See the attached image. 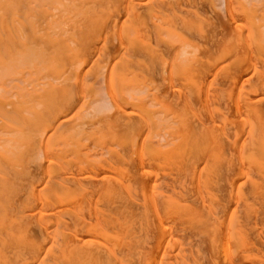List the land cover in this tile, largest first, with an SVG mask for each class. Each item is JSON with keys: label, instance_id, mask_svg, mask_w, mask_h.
<instances>
[{"label": "bare ground", "instance_id": "bare-ground-1", "mask_svg": "<svg viewBox=\"0 0 264 264\" xmlns=\"http://www.w3.org/2000/svg\"><path fill=\"white\" fill-rule=\"evenodd\" d=\"M223 1L0 0V264H264V5Z\"/></svg>", "mask_w": 264, "mask_h": 264}, {"label": "rangeland", "instance_id": "rangeland-1", "mask_svg": "<svg viewBox=\"0 0 264 264\" xmlns=\"http://www.w3.org/2000/svg\"><path fill=\"white\" fill-rule=\"evenodd\" d=\"M221 1L224 2L223 0H221ZM246 1L247 2L251 1V3L249 2L250 4L261 5V7H262V5H264V0H249V1L246 0ZM258 7H260V6H258ZM263 10H264V8H263ZM263 13H264V11H263ZM227 16L229 17L230 14L227 11L223 10L222 11V20L225 19ZM8 70H9V72H8ZM8 70H3V68H2V70L0 69V97L3 96L4 98H2V99H6V97H7V101L5 100V102L9 101L8 98H10L11 101L15 100V94L14 93H15L16 87L20 86V82L17 81V79H16V78H18V76L15 73V69L13 70V68H9ZM17 70L18 69H16V71ZM2 71L4 74L2 73ZM171 77H172V70H170L169 67H166V70L162 74V78H161L162 80H166V81L161 82L160 84H165L166 86L169 85ZM95 84L96 85H94V87L96 89V96H97V98L102 99V100H100V101L99 100L98 101L91 100L89 102V108H88L87 112L91 111L92 108H95L96 106H98L100 104L103 105L104 107H107L108 109L112 110L113 109L112 104H111V101L109 99V96L112 93V91L110 90V87L106 88L104 84H100V83H98V84L95 83ZM140 88H141L140 86L135 87L128 94H131V95L134 94L133 96H135V97L137 95H138V97L145 96L146 92H143L142 90H140ZM109 90L111 93H109ZM138 90H140V92ZM13 95H14V97H13ZM153 103H154V101L149 100L148 105L150 107L157 109V110L161 109V111L158 114H156V116H155L157 123H158V132H159V135H157L158 137H156V139H157L156 141L158 142V145H160V147L162 149H168L173 143V140H171L172 138L170 137V135H171L170 131H172V129L174 127V123L172 122V118L164 113V111H163L164 107L162 105H159V104L153 105ZM85 113H86V111H85ZM9 129L10 128H6V129L2 128V130H0V142L6 141V139L3 140V138H7V139L10 138L11 139L14 136V132L11 131L12 129H10V130ZM8 131H10L11 133ZM84 144H91V141L90 140H84ZM6 145H8V144H6ZM3 208L4 207H1L0 209H3Z\"/></svg>", "mask_w": 264, "mask_h": 264}]
</instances>
